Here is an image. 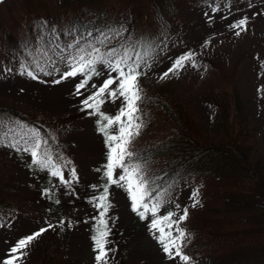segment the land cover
I'll use <instances>...</instances> for the list:
<instances>
[{
  "label": "rangeland",
  "instance_id": "rangeland-1",
  "mask_svg": "<svg viewBox=\"0 0 264 264\" xmlns=\"http://www.w3.org/2000/svg\"><path fill=\"white\" fill-rule=\"evenodd\" d=\"M48 1L53 4L57 0ZM2 15L1 27L15 31L24 19L23 35L29 41L24 47V54L28 57V64L24 62V66L0 55V106L19 110L28 120L46 128L63 147V151L53 157V162L61 167L64 180L70 183H62L59 177L50 175V170L32 165L29 153L0 143L1 190L4 198L14 204V211H9L6 217L12 218L0 224V264L9 257L10 249L18 239L41 228L47 231L24 250L25 254L16 264H39L47 243L56 240L59 242H54L53 246L61 250L65 260L75 264H97L92 237L99 226L100 210L94 205L95 198L103 193L107 184L103 166L107 164L109 149L104 133L98 130L100 117L90 115L91 109L82 110V101L95 91L91 84L99 86L107 78L108 69L98 65L101 75L93 77L88 88L82 90L83 95H76L75 86L82 77L68 78L60 83L54 81L67 70L61 56L68 57L70 52L76 51L67 46L75 44L78 39L81 45L87 41L81 42L82 37L75 36L73 27L66 25L61 28L65 40L61 43L55 27L42 18L30 16L29 19L19 4L5 7ZM181 17L179 24L166 22L170 16L165 11L157 22L155 18L151 28L152 41L164 39L163 29L167 24L178 27L180 35L171 43H157L160 47L154 48V59L149 61L151 67L140 77V83L152 87L166 81L174 90L175 98L203 128L207 141L219 138L220 129L215 130L213 123L228 104L235 101L253 130L264 166V0H240L219 7L187 4ZM245 17L248 18L246 30L230 27ZM117 32L120 35H116ZM122 33L123 29L117 26L108 32V37L118 39ZM206 41L210 42L206 44ZM188 53L193 55L192 61H186L176 73L160 79L177 57ZM54 67L60 71H53ZM28 72H33L37 79L29 77ZM227 94H233V99L230 95L226 97ZM121 106L122 99L114 102L108 99L101 111L114 116ZM8 122L7 118L0 117L2 127ZM5 128L16 137L12 143L20 141L18 147L29 139V130L33 129L17 121L12 123V128ZM110 132L115 134L114 130ZM72 169H75V179ZM121 173L122 170L117 168L114 175ZM180 187L165 196L156 214L158 217L168 212L182 215L185 208L192 207L196 188L187 182ZM108 193L110 207L105 216L109 229L108 248L111 249L108 264H119L121 259L131 264H184L179 257L170 259L164 253L156 239L159 233L150 229L153 216L148 213L141 219L132 210V201L125 187L111 184ZM196 199L199 200L196 207L200 208V199ZM238 217L232 216L233 222L228 225L230 229L240 227L237 226L239 220L242 223L239 213ZM181 224L184 226L186 219L174 225L173 235L181 229ZM187 237L190 241L186 233ZM243 243L239 239L227 240L223 248L204 246L188 255V264H264V258Z\"/></svg>",
  "mask_w": 264,
  "mask_h": 264
},
{
  "label": "trees",
  "instance_id": "trees-1",
  "mask_svg": "<svg viewBox=\"0 0 264 264\" xmlns=\"http://www.w3.org/2000/svg\"><path fill=\"white\" fill-rule=\"evenodd\" d=\"M236 1L240 0H57L53 4L48 0H0V19L5 7L19 4L28 18H42L55 27L61 43L65 42L62 26L71 25L75 36L82 37L81 42L102 39L112 28L120 26L123 33L118 39L110 38L103 47L97 45L101 52L131 44L135 52L143 53L147 46L153 54L158 42L161 45L171 43L180 35L178 27L167 24L163 29L164 39L152 41L151 28L155 18L157 22L164 11L170 16L166 22L179 24L177 22H182L181 12L187 4L219 7ZM23 21L19 28H15L18 32L0 25V55L15 61L18 66H24V62L28 64L24 47L29 39L23 35L26 28ZM88 32H91L90 37ZM140 86L143 100L139 104L138 122L143 126L130 146L134 153L133 162L142 164L153 197L165 190L169 196L185 182L199 192L200 208H188L186 224L180 225L190 236V241L187 237L183 242L184 254H194L207 245L212 249L214 246L223 248L227 240L242 239L254 248L252 252L264 258L263 156L238 104L232 101L216 118L213 127L220 129V136L216 141H207L203 128L175 98L174 90L166 81L152 87L143 83ZM233 97L230 95L231 99ZM0 117L9 120L5 127L12 128V123L17 121L39 130L54 158L63 151L44 126L28 120L19 110L0 106ZM5 127H0V143L10 144L16 137ZM9 211H14V204L4 198L0 174V224L12 218H6ZM238 213L242 223L239 220L237 226L240 227L230 229L228 225L233 222L232 216L238 217ZM56 241L47 243L39 264H75L62 257L61 250L53 246ZM119 264L131 263L121 259Z\"/></svg>",
  "mask_w": 264,
  "mask_h": 264
},
{
  "label": "snow or ice",
  "instance_id": "snow-or-ice-1",
  "mask_svg": "<svg viewBox=\"0 0 264 264\" xmlns=\"http://www.w3.org/2000/svg\"><path fill=\"white\" fill-rule=\"evenodd\" d=\"M247 22L248 18L245 17L230 25V27L246 30ZM87 35L90 37L91 32H88ZM116 35H120V33L117 32ZM236 35H240V32H236ZM109 42L110 38L104 36V38L96 39L95 41L89 40L83 45L80 44L79 39L76 40L75 44L68 45V48H75L76 51L75 53L70 52L68 57L61 56V59L65 61L67 70L60 74L59 80L54 81V83H60L68 78L80 76L82 79L75 86V94L83 95L82 90L88 88L89 82L93 77L101 75V72L97 70V66L102 65L108 69L107 78L99 86L91 84V88L95 89V91L82 101V110L91 109L90 115H98L100 117L97 121L98 130L104 133L105 142L109 149L107 164L103 166L107 184L103 193L95 198L96 203L94 205L100 210L99 226L92 237L94 251L96 252L95 260L97 264H108V253L111 249L108 248L109 229L107 228L105 216L110 207L108 203V187L111 184H116L126 188L132 201V210L137 212L141 219H144L148 213L153 216L150 229L159 233L156 239L162 246L164 253L170 259L179 257L184 264H188L190 257L183 252V242L186 239V233L182 229H177V234L173 235L172 231L174 225H178L179 222L187 219L188 209L185 208L183 214L178 216L173 212H168L163 217L156 215L161 207L162 198L167 192L165 190L153 197V189L149 186L150 181L144 175L143 166L140 163L133 162L134 153L130 150L134 137L139 135L143 126L142 123L138 122V113L141 111L139 104L143 100L140 77L145 75V70L151 67L149 61L154 59L152 50L150 47L145 46L143 53L135 52L134 46L129 44L101 52V47L106 46ZM209 42L206 41L205 43ZM121 48H123V51H121ZM192 59L193 55L191 53L177 57L173 64L162 73L160 79H165L170 74L176 73L184 67L186 61H192ZM41 71H44V69L42 68ZM53 71L59 72L60 70L54 67ZM45 74L50 73L46 72ZM27 75L32 79H37L33 72H28ZM108 99L113 102L122 99V106L114 116L106 115L101 111L102 105ZM114 126L118 127L114 128ZM110 130H114L115 134H112ZM29 133V139L25 140L22 146L18 147L20 144L19 140L16 143H10L9 146L16 147L17 151L29 153L32 158V165L42 170H50V175L59 177L62 183H70L64 180L61 167L53 162V154L47 146V140L41 137L39 130L31 129ZM117 168L122 170L119 176L114 175ZM97 171H100V169H97ZM71 174L75 179V169H72ZM198 196V191L193 193L192 198L195 202L192 207H196L199 204V200L196 199ZM177 207L179 206L177 205ZM174 216H176L175 220L173 219ZM45 231L47 229L41 228L37 232L18 239L15 245L11 247L9 257L4 259L2 264H16V261L25 254L24 250ZM17 253H19V256L16 255Z\"/></svg>",
  "mask_w": 264,
  "mask_h": 264
}]
</instances>
